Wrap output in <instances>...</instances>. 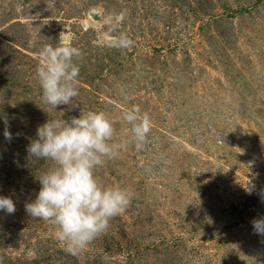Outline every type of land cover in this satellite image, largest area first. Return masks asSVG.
Listing matches in <instances>:
<instances>
[{"label": "rangeland", "instance_id": "1", "mask_svg": "<svg viewBox=\"0 0 264 264\" xmlns=\"http://www.w3.org/2000/svg\"><path fill=\"white\" fill-rule=\"evenodd\" d=\"M61 33L83 53L79 96L53 109L36 69ZM134 107L151 124L139 153L122 120ZM82 110L128 143L97 175L134 199L74 256L26 213L49 166L26 148ZM0 196L16 205L0 211L3 264H264V0H0Z\"/></svg>", "mask_w": 264, "mask_h": 264}, {"label": "clouds", "instance_id": "2", "mask_svg": "<svg viewBox=\"0 0 264 264\" xmlns=\"http://www.w3.org/2000/svg\"><path fill=\"white\" fill-rule=\"evenodd\" d=\"M131 45L130 39L122 38L121 47ZM38 56L36 77L42 101L53 109L61 105L74 107L73 102L79 96L78 61L82 59V51L65 43L61 33L56 45L43 46ZM139 112L134 107L122 114L138 153L146 150L151 130L147 115L141 116ZM4 125V138L11 142L13 134L7 118ZM116 135L114 121L105 112L82 110L70 120L48 119L37 127L36 138L26 148L28 159L49 163L36 177L40 189L35 199L25 204L26 213L49 224L50 235L74 256L105 234L112 219L123 215L134 199L128 188L106 186L97 175L107 161L118 158L129 147L128 143L115 142ZM0 211L14 214V200L0 196ZM252 224L257 234L264 235V219Z\"/></svg>", "mask_w": 264, "mask_h": 264}]
</instances>
